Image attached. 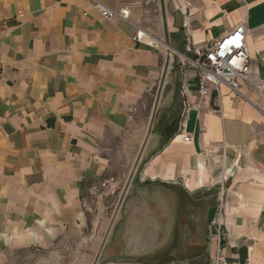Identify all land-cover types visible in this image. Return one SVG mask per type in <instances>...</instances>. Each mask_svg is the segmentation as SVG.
<instances>
[{"label":"crops","instance_id":"1","mask_svg":"<svg viewBox=\"0 0 264 264\" xmlns=\"http://www.w3.org/2000/svg\"><path fill=\"white\" fill-rule=\"evenodd\" d=\"M100 1L128 7L131 22L102 17L88 0H0V261L83 237L89 196L108 170L102 145L147 99L161 105L157 122L172 125L151 131L140 183L216 187L206 258L130 260L110 247L91 264H221L217 221L225 264H264V0ZM238 23L261 83L243 82L242 96L222 85L199 99L191 66L163 80L165 46L132 39L146 28L180 63L195 57L188 44L204 50Z\"/></svg>","mask_w":264,"mask_h":264},{"label":"rangeland","instance_id":"2","mask_svg":"<svg viewBox=\"0 0 264 264\" xmlns=\"http://www.w3.org/2000/svg\"><path fill=\"white\" fill-rule=\"evenodd\" d=\"M148 2L153 4L142 0L143 5ZM175 54L168 56L163 80L175 69H190L187 61L177 63ZM159 111L158 102L152 106L146 99L135 122L102 145L108 159L105 178L112 177L114 187L90 194L83 237L70 241V235L59 236L52 245L16 248L0 264H91L110 247L122 259L204 260L210 235L206 212L216 202V187L188 191L180 185L140 183L150 133L159 124L167 127L157 122Z\"/></svg>","mask_w":264,"mask_h":264},{"label":"built area","instance_id":"3","mask_svg":"<svg viewBox=\"0 0 264 264\" xmlns=\"http://www.w3.org/2000/svg\"><path fill=\"white\" fill-rule=\"evenodd\" d=\"M91 5L106 19L120 18L130 21V9L126 6L114 8L106 5L100 0H88ZM131 22V21H130ZM133 40L140 41L150 47L158 48L165 46L170 58L176 53L168 44L161 39L147 32L145 29L136 26V32L132 36ZM187 45V51H194L195 57H188L185 54L180 58L181 62L187 61L194 70L195 92L199 99H204L215 93L220 95V87L225 85L234 94L242 96L241 84L247 83L253 89L258 90L261 83L252 64V59L247 44V29L243 23L235 24L228 32L219 37L204 50ZM191 105L186 102L182 112V117L190 110ZM191 139L190 135L183 136L184 141ZM113 178H105L97 185L93 186L94 192H99L102 188H113ZM216 257L215 262L225 264L226 257L222 254L220 246V223L216 222Z\"/></svg>","mask_w":264,"mask_h":264},{"label":"trees","instance_id":"4","mask_svg":"<svg viewBox=\"0 0 264 264\" xmlns=\"http://www.w3.org/2000/svg\"><path fill=\"white\" fill-rule=\"evenodd\" d=\"M172 125V123H169V125H167V127H169V126H171ZM168 139H169V137L168 138H166L165 140H163L161 143H160V146H159V148H161V146L163 145V144H165L167 141H168ZM158 148V149H159ZM211 207V206H210Z\"/></svg>","mask_w":264,"mask_h":264}]
</instances>
